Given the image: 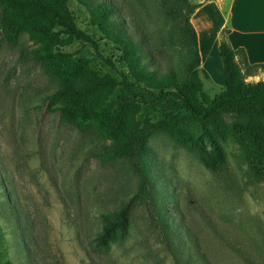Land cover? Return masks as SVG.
Segmentation results:
<instances>
[{
    "label": "rangeland",
    "instance_id": "rangeland-1",
    "mask_svg": "<svg viewBox=\"0 0 264 264\" xmlns=\"http://www.w3.org/2000/svg\"><path fill=\"white\" fill-rule=\"evenodd\" d=\"M107 1L119 9L141 47L156 55V62L186 74L177 38L174 49L158 53L159 28L174 22L163 14V0ZM223 8L227 4L203 5L194 21L191 15L203 52L195 79L206 99L225 85L219 52L212 48L206 54L205 44L221 24ZM70 9L78 27L94 42L75 38L62 50L86 56L101 73L113 72L101 55L113 56L120 65L122 51L92 21L86 4L72 0ZM2 12L0 0V21ZM39 45L27 30L10 40L0 25V264H189L167 247L164 226L152 204L137 207L124 240L112 241L105 250L92 247L104 222L102 213L134 193L141 174L131 168V159L109 155L113 141L95 125L62 119L61 107L70 103L53 94L60 81L41 60ZM246 80L264 81V67ZM137 118L146 126L161 115L144 108ZM212 131L227 160L216 171L205 162L214 150L206 136L192 146L158 129L145 141L158 183L179 204L174 208L168 203V221L180 223L183 252L199 251L211 264H264L262 164L244 158L243 151L250 149L242 138H224Z\"/></svg>",
    "mask_w": 264,
    "mask_h": 264
},
{
    "label": "trees",
    "instance_id": "trees-1",
    "mask_svg": "<svg viewBox=\"0 0 264 264\" xmlns=\"http://www.w3.org/2000/svg\"><path fill=\"white\" fill-rule=\"evenodd\" d=\"M71 1L1 0L0 25L10 40H17L23 30L39 39V56L60 81L53 94L67 97L70 103L61 107L62 119L95 125L103 137L113 141L109 155L131 159V168L141 174L137 190L102 213L104 222L92 239V247L97 251L105 250L112 241L124 240L130 234L137 207L152 204L164 226L165 243L173 254L177 257L180 252L181 258L189 264H211L199 251L198 254L181 251L184 234L178 229L180 223L170 224L167 214L169 202L174 203V208H179V204L175 197L169 198L167 188L158 183L159 175L147 155L145 141L158 129L171 132L192 146L206 136L214 150L206 156L205 162L216 171L222 169L227 160L212 130L224 138L235 135L250 149V153L243 151L244 158L262 164L261 176H264V81L246 80L247 75H253L264 64H250L243 49L232 47L227 38L229 28H224L219 52L225 85L213 98L206 99L201 83L195 79L201 55L198 32L191 22V15L202 3L162 2L163 14L172 17L174 22L169 27L165 24L159 28L158 53L165 52L163 48L168 52L174 49L177 38V50L186 71L185 75H180L174 66L164 68L156 62L153 52L147 53L141 47L115 4L107 0H79L90 9L92 21L122 51L118 58L120 65L113 56L100 54L113 68V72L101 73L86 56L62 50L75 38L94 42L78 27L70 9ZM144 108L158 111L161 119L140 126L137 117ZM31 246L28 243L30 251Z\"/></svg>",
    "mask_w": 264,
    "mask_h": 264
},
{
    "label": "crops",
    "instance_id": "crops-1",
    "mask_svg": "<svg viewBox=\"0 0 264 264\" xmlns=\"http://www.w3.org/2000/svg\"><path fill=\"white\" fill-rule=\"evenodd\" d=\"M199 2L202 3L201 6L208 4L223 6L227 4V9L224 10L223 8L221 24L215 35L206 37V54L212 48H217L219 52L221 32L224 28H229L227 38L232 47L243 49L250 64H264V0H200ZM196 11L193 14V21ZM209 37L212 38L210 44H208ZM200 55L202 62V50ZM237 58L240 60V55Z\"/></svg>",
    "mask_w": 264,
    "mask_h": 264
}]
</instances>
